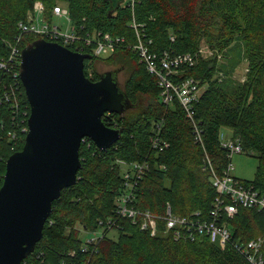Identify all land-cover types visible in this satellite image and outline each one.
Wrapping results in <instances>:
<instances>
[{
	"label": "trees",
	"instance_id": "trees-1",
	"mask_svg": "<svg viewBox=\"0 0 264 264\" xmlns=\"http://www.w3.org/2000/svg\"><path fill=\"white\" fill-rule=\"evenodd\" d=\"M35 1L42 2L48 20L53 5L61 1L76 24L122 39L107 57L90 53L84 73L96 81L101 73L94 69L95 62L126 66L129 73L122 90L133 108L102 117L106 126L115 125L120 130V138L107 149L99 150L91 139L83 138L77 181L63 188L52 202L41 238L21 264H250L231 242L220 246L206 236L193 241L174 240L170 233L152 236L126 217L117 219L120 228L116 237L104 236L92 253L91 245L83 249L80 232L94 230L99 218L114 217L115 199L124 188L119 160L139 161L146 154L149 169L135 187L132 204L157 215L163 214L168 204L175 214L199 211L208 218L215 188L208 170L203 169L204 151L220 174L228 161L220 144L221 127H229L243 152L256 157L254 178L247 181L264 193V0H136L132 7L127 0H0V61L15 45L20 36L18 23L25 21ZM130 21L141 25L142 40L150 51L172 49L196 54L195 63L183 67L179 77H194L205 84L193 104L203 147L195 142L190 120L177 99L167 107L159 100L155 77L130 47L137 40ZM34 38L22 34L18 47L22 49ZM203 39L216 45L218 51H225L224 58L226 54L231 57V42L239 46L241 54L230 65L247 62L244 82L221 70L216 57L199 55ZM10 87H18L16 92L21 91L20 101L29 112L19 78L0 68V186L6 159L24 142L19 132L21 112L13 111L11 102L3 97ZM137 96L145 97L140 105ZM160 119L162 137L169 146L154 152L149 147V135L153 123ZM227 221L231 241L264 237V209L239 208ZM262 254L264 259V244Z\"/></svg>",
	"mask_w": 264,
	"mask_h": 264
},
{
	"label": "water",
	"instance_id": "water-1",
	"mask_svg": "<svg viewBox=\"0 0 264 264\" xmlns=\"http://www.w3.org/2000/svg\"><path fill=\"white\" fill-rule=\"evenodd\" d=\"M89 58L40 38L20 51L28 129L21 149L6 159L0 186V264H21L34 251L52 202L77 181L82 139L104 150L120 138L102 117L133 105L114 71L96 81L85 75Z\"/></svg>",
	"mask_w": 264,
	"mask_h": 264
},
{
	"label": "built area",
	"instance_id": "built-area-1",
	"mask_svg": "<svg viewBox=\"0 0 264 264\" xmlns=\"http://www.w3.org/2000/svg\"><path fill=\"white\" fill-rule=\"evenodd\" d=\"M136 0H127L132 7ZM44 6L41 1H35L32 9L27 12L25 21L18 23L20 36L24 33L32 34L35 39L40 38L56 42L64 47L80 53L100 56L116 51L122 39L103 33L97 29H86L83 24H76L70 18L66 6L53 5L51 19L44 14ZM129 26L135 29L137 40L130 47L137 53L138 60L145 67L146 71L156 79L159 88L160 101L167 107L173 99H177L184 109L186 117L190 120L194 140L203 147L201 129L194 118L193 104L202 93L205 84L194 77L180 78L179 73L183 67H190L196 61V54L190 52H174L172 49H165L160 53L150 51L146 42L142 40L144 34L140 30L141 25L134 21ZM20 36L16 38L15 45H12L8 55L0 61V68L7 69L12 73L14 79L19 78L20 51L18 43ZM151 43L150 39L146 40ZM90 51V52H87ZM199 49V55L201 56ZM20 80V79H19ZM21 82V81H20ZM16 84V83H15ZM18 87L9 88L4 93V100L11 102L13 111L21 112L20 134L25 136L27 132V105L17 101ZM1 101V100H0ZM29 106V104H28ZM163 119L154 122L149 135V147L154 152H161L168 148L169 142L162 137ZM117 128L115 125L109 126ZM118 129V128H117ZM10 134V133H9ZM13 136V135H12ZM84 139H82V142ZM81 142V143H82ZM220 144L226 150L228 159L226 167L220 174L214 169L208 155L204 151L203 169H207L215 188V196L208 211V218L202 217L199 211L189 215H179L171 211L167 204L165 212L161 215L154 214L150 210H141L133 204V195L138 181L149 169V159L146 154L139 161L127 163L126 170L122 171L124 188L115 199L114 217L101 219V235L91 232L83 239V249L92 246V251L99 241L108 236L111 229L118 231L117 224L119 217L129 218L140 230L149 232L150 235L170 233L174 240L193 241L200 236H206L212 243L224 246L231 242L234 249L241 254L250 264H264L262 247L263 236H255L246 241H231V229L228 224L239 208L264 209V193L255 189L247 180L240 179L232 174L233 165L231 158L236 153H242L243 148L238 138H224L220 133ZM120 163H122L120 161ZM162 223L160 226L159 223ZM95 234V235H94ZM94 235V236H93Z\"/></svg>",
	"mask_w": 264,
	"mask_h": 264
},
{
	"label": "rangeland",
	"instance_id": "rangeland-1",
	"mask_svg": "<svg viewBox=\"0 0 264 264\" xmlns=\"http://www.w3.org/2000/svg\"><path fill=\"white\" fill-rule=\"evenodd\" d=\"M56 2H57L56 4H58V5L66 6L61 1H56ZM238 47L239 46L237 44H235V42L234 43L231 42L230 45H229V50H231L233 48V51L231 50L232 51L231 52V57L228 58L227 57L228 54H226V58H224L225 56H223V54H225V51H218L217 48H216V45L209 44L204 39L200 42V45H199V49L201 51L200 53H201L202 57H204V58L216 57V59L218 61V64L220 65L221 70H223L225 73H231L230 77L232 79H234L235 81L244 82L245 79L247 78L246 76H247V72H248L247 62L241 60L239 63H237L234 66L230 65V63H231L230 61L232 59H234L237 55L240 56V54H241V52L239 51ZM110 54H112V53L103 54V55H100L99 57H103L104 58V57L109 56ZM94 69H96L99 73H103V72L108 71V70L114 71L119 87L124 90L125 80H126V78L128 76V73H129L128 68L126 66L125 67H120L118 64H115V63L97 61V62H95ZM20 95H21V91H19L17 93V101H18L19 104H21V107H22L23 104L20 101ZM24 95H25V93H24ZM144 99H145V97L137 96V101L136 102H138V104L140 105V104H142ZM159 100H160V97H159ZM131 108H133V107H130L128 109L132 110ZM127 112H129V111H127ZM220 133L223 134L224 138L226 139L228 137H231L232 130L229 127H221ZM120 161L122 163H120ZM231 162H232V165H233L232 174L234 176H236V177H238L240 179H243V180H253L254 175H255L256 164H257V159H256L255 156L249 154V152L248 153H245V152L236 153V154H234L232 156ZM119 163H120V165L122 167L121 170L122 171L126 170L128 162L125 161V160H119ZM122 171H121V175H122ZM123 182L124 181H122V183ZM101 219H104V218H99L97 220V226L92 231L94 233L97 232L96 235H101V228H102L101 227ZM80 233H81L82 239L87 238L88 235H91V232H89V231L86 232L84 230L81 231ZM108 236H111V237L115 238L116 237V230L115 229H111L108 232Z\"/></svg>",
	"mask_w": 264,
	"mask_h": 264
}]
</instances>
